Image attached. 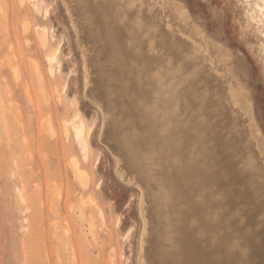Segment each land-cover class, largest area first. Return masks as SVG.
Listing matches in <instances>:
<instances>
[{
	"label": "bare ground",
	"instance_id": "obj_1",
	"mask_svg": "<svg viewBox=\"0 0 264 264\" xmlns=\"http://www.w3.org/2000/svg\"><path fill=\"white\" fill-rule=\"evenodd\" d=\"M58 1L74 35L82 96L93 102L96 117L100 115L97 140L102 142L104 137L109 138L112 145L105 146L113 157L116 177L138 189L136 262L264 264V134L258 124L253 93L235 70V67L240 68L242 62L234 50L208 34L193 19L181 0ZM27 2L32 14L39 13L43 19L49 20L52 2ZM244 2L247 18L258 24L264 45V0H259L262 4L253 0ZM11 3L12 7L27 5L26 0H17V3L12 0ZM223 14L224 10L218 9L213 13L219 20ZM26 18L24 16L20 24L22 34L29 29ZM51 28V25L41 27L35 23L33 36L36 45L46 51L45 65L49 75L55 78L56 74L62 72V44L61 39L56 40ZM240 28L245 32L243 24ZM10 30H13L11 26ZM16 41L9 39V51L14 54L15 45L18 54H22L19 40ZM53 41L56 42L51 47ZM248 46L252 49V42H248ZM17 66L10 62L9 69L14 77H19ZM36 84L38 86L39 81ZM26 86L23 90L31 102ZM41 87L38 89L41 90ZM65 87L61 83L57 93L62 101ZM40 94L42 97V91ZM41 99L44 100L43 97ZM9 100V106H12V99ZM36 100H39L38 96ZM68 101L73 114L65 118L62 124L66 130H71L74 147L80 153L81 160L88 162L92 154L90 138L95 119L89 121L80 113L76 94ZM39 102L37 107L40 110ZM0 107L3 108L1 118L5 120L6 107ZM63 109H66V104ZM11 116L16 117L12 112ZM44 117L40 118L39 126L42 128L46 122ZM15 120L17 126V118ZM19 124L21 127V121ZM5 125L7 128V123ZM45 132L50 134L48 130ZM24 136L20 135L21 138ZM21 141L24 144L26 140ZM69 146L73 145L66 148L70 149ZM70 155L69 164L75 180L78 186L86 188L88 174L78 165L80 160L73 151ZM51 183L57 185L54 180ZM56 189L58 191L60 188ZM55 192H52V196L57 197L59 192ZM81 198L76 206L73 203L68 205V198L65 203L80 222L85 219V211H88H84L85 204H88L86 202H89L92 210L97 207L94 198L90 197L87 201ZM52 200V205L47 204V210H50L49 206H53L54 210L55 199L52 197ZM99 208L96 212L103 217ZM231 210L235 211L233 218ZM92 212L90 210L87 215L88 223L85 220L87 228L81 229L85 235L81 243L87 245V251L91 248L86 236L90 234L92 238L95 235ZM70 213L67 212V216ZM56 220L51 224L54 229L60 219ZM116 222L119 223L120 219L117 218ZM70 227L64 228L63 232L68 239ZM135 227L136 221L125 230V235L131 234ZM87 251L85 255L90 253ZM72 255L74 257V253ZM88 258L86 264L87 260L89 263L92 259L95 261V258L91 257V261ZM108 259L114 263L113 256Z\"/></svg>",
	"mask_w": 264,
	"mask_h": 264
},
{
	"label": "rangeland",
	"instance_id": "obj_2",
	"mask_svg": "<svg viewBox=\"0 0 264 264\" xmlns=\"http://www.w3.org/2000/svg\"><path fill=\"white\" fill-rule=\"evenodd\" d=\"M0 1V7L2 6L0 12L5 10L0 15V58H2V60L0 59V90H2L0 92L2 96H0V99H3V102L1 101L3 104L0 102V106L2 105L3 107L4 105L7 108H4V116L7 119L4 122L5 120L2 119L3 108L1 109L0 107V111H2L0 112V264H86V258L88 257H90L88 258L90 261L91 257L95 258V261L92 259L89 263L87 260V264H100L101 260V264H138L135 259L139 231V218L136 209L138 189L121 182L116 177L115 171L113 170V157L105 146L107 144L112 145L109 138L107 136L104 137L103 143L97 140V127L100 122V115L98 114V117H96L93 102L82 96L79 56L77 54L74 35L65 12L58 0L55 2L48 0V2H52L51 15L49 20H45L39 13L32 14L30 3L27 0V7L19 6V4L12 7V0ZM181 1L185 3L193 19L199 22L208 34L220 39L225 45L232 48L242 62L240 68L235 67V70L253 93L258 124L264 134V45L258 24L254 21H249L247 18V6L244 0ZM256 1L259 3V0H253V2ZM14 2L17 3V0H14ZM13 8L14 12L12 11ZM216 9L224 10L225 14H223L220 20L216 19L213 15ZM24 16L27 17L29 29L22 34L20 24ZM35 23L41 27L43 25L44 27L51 25V30H53L52 33L56 37V40L61 39L60 62L62 63V72L56 74L55 78L49 75L47 64L45 65L44 55L46 51L36 45L33 36ZM241 24L245 26V32L240 28ZM10 26L13 30H10ZM15 38L19 40L23 51L22 54H18V49H16L15 45V53L13 54L9 51L8 41L11 39L15 42ZM55 42H51V47L52 45L54 46ZM248 42H252V49L249 48ZM17 43L18 41H16V45ZM13 55H15V58ZM10 62L18 65L19 77L13 76L14 73L11 68L9 69ZM30 67H34L38 72ZM31 72H36L34 74L37 76V79H35L36 82L38 83L39 81L38 86L34 80L36 76L34 74L32 75ZM1 75L2 77L4 76L3 78L5 80L2 79ZM61 83L66 85L65 92L62 94L64 97L63 101L58 96L59 94H57ZM24 85L28 87L29 99L32 98L31 102L28 100V95L25 94L26 91L23 90V88L25 89ZM5 86L9 89L7 90ZM39 86H42L41 88L43 90L41 88L39 90ZM4 88L5 91L3 90ZM37 89L40 93L42 91L44 100L41 99V94ZM33 91L35 95L37 94L39 100H36L37 96L35 97ZM7 92L10 94H7ZM4 93L7 96H4ZM74 94L77 95L79 100L77 106L80 109V113L89 121L90 119H95V128L90 138V150L92 154L88 162L81 160L80 153L74 147L75 144L72 140L71 130H66L62 124L65 118L73 114V109L68 104V100ZM7 99H12L11 103L13 104H10L12 106H9L10 100L8 101ZM32 101L34 102L33 104H31ZM38 102L41 105L40 110L37 107ZM65 104L66 109H63ZM6 110L8 111L6 112ZM10 111L16 117H12ZM46 114L47 118H45ZM42 116H45L44 118L46 119V126L44 124L43 128L39 126ZM18 120L22 123V129L19 126L21 124H19ZM35 121L38 122L36 123ZM6 123L7 128H5ZM45 127L50 134L45 132L47 131ZM15 129L17 134L15 133ZM54 130L56 131L54 132ZM22 133L25 135L24 138H21L23 136L20 137V135H23ZM20 139L26 140L24 141L25 143L22 144L23 141ZM68 145L73 146H69L70 149H67L66 146ZM71 151L80 160L78 165L88 174V189L87 187H81V185L79 187L78 181L75 180V176L70 168L71 165L69 164ZM51 180H54L59 187L51 183ZM96 186H100V188ZM52 187L54 190L51 191ZM55 188L60 189L57 191ZM81 188L82 190H80ZM68 189L70 192H68ZM83 190L86 192H83ZM54 191L57 194L59 192L58 195L56 194L59 199L56 196H52V192L54 193ZM76 191L78 193H75ZM50 195L55 199L54 210L53 206H49L50 210H47V204L50 203L52 205L50 201H54ZM78 195H81L80 198L82 197V200L85 198L84 200L86 201L92 197L97 204V207L94 208L95 210H92L89 202H86L88 204H85L84 211H88H85V219L82 222H80V219L76 215L70 213V209V211L68 210V205H72L73 203V206H76L79 204L78 200L80 198L77 197ZM61 197L62 199H60ZM67 198L69 199L68 203L66 201ZM98 207L102 210L103 217L97 214ZM90 210L91 212L93 211L91 213L93 216L92 223L95 224L93 226L95 235L92 238L98 244V248H96L90 234H87L86 238L90 240L88 241L90 247L89 245L88 247L91 248L89 250L90 253H88L89 251L86 250L87 245L85 246L81 243L84 235L81 229L88 226V220L86 218L89 216ZM67 212L71 214L72 217L70 214L69 216L73 220L67 216ZM234 212V210L230 212L232 218L235 215ZM55 217L60 220L56 222L57 225L54 229V226L51 224L57 221ZM117 218L120 219L119 223L116 222ZM230 219L231 216H229ZM85 220H87V223ZM135 221V229L132 230L131 234L125 235V230ZM67 226H71L69 235L72 240L71 243L75 247L69 243L71 240L67 236L65 238L63 233ZM110 232L111 234H109ZM86 251L88 256L84 253ZM73 253L74 257L72 255ZM118 255H120L119 257L122 256L121 259ZM85 256L87 257L85 258ZM107 256L108 258L113 256L114 263H110ZM121 260L124 262H121Z\"/></svg>",
	"mask_w": 264,
	"mask_h": 264
}]
</instances>
